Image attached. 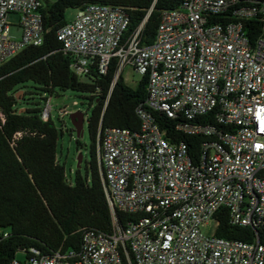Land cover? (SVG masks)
Returning a JSON list of instances; mask_svg holds the SVG:
<instances>
[{"label":"built area","instance_id":"obj_1","mask_svg":"<svg viewBox=\"0 0 264 264\" xmlns=\"http://www.w3.org/2000/svg\"><path fill=\"white\" fill-rule=\"evenodd\" d=\"M46 0H0V67L44 41ZM230 13L232 21L216 22ZM9 14L20 38L10 36ZM264 21V0H183L162 13L155 41L143 45L144 23L127 35L122 7L88 4L58 31L79 75L94 67L115 79L130 67L147 78L140 129L107 128L97 153L112 213L110 233L86 230L79 251L32 256L9 264H264V36L244 32ZM49 100L42 119H51ZM153 113L175 132L201 138L197 156L172 143ZM230 225L258 230L252 242L218 237L217 213ZM117 212L135 216L124 227ZM211 221L215 233L202 229Z\"/></svg>","mask_w":264,"mask_h":264},{"label":"trees","instance_id":"obj_2","mask_svg":"<svg viewBox=\"0 0 264 264\" xmlns=\"http://www.w3.org/2000/svg\"><path fill=\"white\" fill-rule=\"evenodd\" d=\"M183 0H46L42 9L44 41L30 46L0 67V264H9L23 252L24 258L56 252L79 251L86 230L110 233L113 228L103 184L102 167L97 153L99 133L107 128L140 129L137 109L145 107L147 78L136 88L128 86L120 75L115 79L116 61L106 75L94 67L79 75L72 57L64 53L58 31L67 23L68 9L88 4L122 7L130 18L127 35L144 23L140 38L143 45L155 41L162 13L181 6ZM216 22L232 21L230 13L218 15ZM244 32L253 41L264 36L260 17L246 21ZM23 90L18 98L16 93ZM89 94L93 110L87 119L90 159L86 174L80 170L74 181L67 178L64 165L57 158L59 131L51 119L44 121L40 103H30L27 95L41 97L47 104L58 92ZM26 104V105H25ZM44 105V106H45ZM155 122L172 143L183 141L190 154L197 156L201 138L175 132V121L153 113ZM82 136V135H81ZM80 137V136H79ZM77 145L81 143L78 140ZM124 227L135 216L117 212ZM216 219V235L228 240L252 242L255 228L230 225L225 209Z\"/></svg>","mask_w":264,"mask_h":264},{"label":"rangeland","instance_id":"obj_3","mask_svg":"<svg viewBox=\"0 0 264 264\" xmlns=\"http://www.w3.org/2000/svg\"><path fill=\"white\" fill-rule=\"evenodd\" d=\"M53 2L55 0H49ZM76 15V9H68L65 14L67 21L74 19ZM7 21L10 25V36L13 38H20L21 29L18 26V17L13 14H9ZM125 83L131 88H136L142 79V76L135 74L130 67H126L122 74ZM24 95L23 90H19L16 96L20 99ZM89 94L78 93L74 91L58 92V95L49 97V104L52 106L51 121L59 131V140L57 144V158L60 164L64 165L67 178L70 181H74L75 173L80 170L82 175L86 174V163L90 159V145L87 119L90 117L93 104H90L88 99ZM30 99V103H40L42 107H45V101L35 95H27ZM26 105V104H25ZM75 112H80L84 115L83 133L78 137L74 130L70 115ZM80 141L81 145H77V141ZM82 155V163L80 168L77 167V158ZM216 224L211 221L208 225H205L202 229L203 233L207 236H211L215 233ZM17 258L24 259L23 252L17 253Z\"/></svg>","mask_w":264,"mask_h":264},{"label":"water","instance_id":"obj_4","mask_svg":"<svg viewBox=\"0 0 264 264\" xmlns=\"http://www.w3.org/2000/svg\"><path fill=\"white\" fill-rule=\"evenodd\" d=\"M73 127L78 137L83 133L84 115L80 112H75L70 115ZM82 163V155L77 158V167L80 168Z\"/></svg>","mask_w":264,"mask_h":264}]
</instances>
